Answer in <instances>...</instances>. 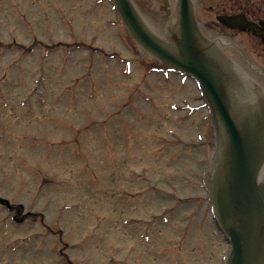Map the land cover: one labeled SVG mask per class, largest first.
Returning a JSON list of instances; mask_svg holds the SVG:
<instances>
[{
    "label": "rangeland",
    "instance_id": "374dc122",
    "mask_svg": "<svg viewBox=\"0 0 264 264\" xmlns=\"http://www.w3.org/2000/svg\"><path fill=\"white\" fill-rule=\"evenodd\" d=\"M134 1L157 30L172 18L174 0ZM201 2L264 15V0ZM124 31L108 0H0V195L34 211L17 223L0 203V264H219L227 243L201 182L209 146L164 144L205 138L207 108H171L202 102L195 80L144 74L153 58ZM172 186L184 199L173 213ZM154 214L151 242L125 222Z\"/></svg>",
    "mask_w": 264,
    "mask_h": 264
},
{
    "label": "water",
    "instance_id": "95a60500",
    "mask_svg": "<svg viewBox=\"0 0 264 264\" xmlns=\"http://www.w3.org/2000/svg\"><path fill=\"white\" fill-rule=\"evenodd\" d=\"M129 31L148 50L194 74L220 127L218 150L207 174L213 213L230 243L222 264H264V185L257 172L264 160V112L231 116L229 74L204 47L189 0H179L178 29L166 42L145 25L130 0H113ZM232 25V17H221ZM264 41V27L247 24Z\"/></svg>",
    "mask_w": 264,
    "mask_h": 264
},
{
    "label": "flooded vegetation",
    "instance_id": "af4514ba",
    "mask_svg": "<svg viewBox=\"0 0 264 264\" xmlns=\"http://www.w3.org/2000/svg\"><path fill=\"white\" fill-rule=\"evenodd\" d=\"M237 34H238L237 31H234L233 34L232 33L227 34L226 39H228V41L222 42V44L225 47H229L231 49L232 58L235 62V67L237 68L239 72L245 73V74L248 73L250 75H251V70L255 69L256 72L259 74V77H262L263 79L264 78V66L263 65L258 66V64H255V62H253L254 65H252L251 58L247 56L246 52L241 48V46H239L238 42L236 41ZM214 38L221 41L220 36L218 34L214 35ZM251 76L254 77L253 75ZM262 87L264 89V85H262Z\"/></svg>",
    "mask_w": 264,
    "mask_h": 264
}]
</instances>
